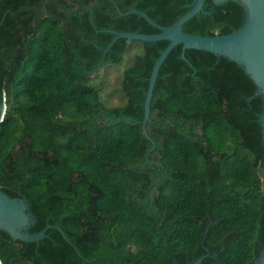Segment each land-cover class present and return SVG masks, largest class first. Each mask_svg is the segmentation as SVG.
<instances>
[{
    "label": "trees",
    "instance_id": "obj_1",
    "mask_svg": "<svg viewBox=\"0 0 264 264\" xmlns=\"http://www.w3.org/2000/svg\"><path fill=\"white\" fill-rule=\"evenodd\" d=\"M113 1L167 27L192 0ZM242 20L236 3L205 0L182 31L225 35ZM104 30L156 33L110 0H0V191L26 201L28 232L57 221L91 264H253L264 247V152L252 82L224 58L185 50L184 62L174 47L153 85L148 153L135 122L167 42L117 40L96 67L112 38ZM123 61V104L106 107L89 77ZM46 234L35 248L0 232V264L82 261Z\"/></svg>",
    "mask_w": 264,
    "mask_h": 264
},
{
    "label": "water",
    "instance_id": "obj_2",
    "mask_svg": "<svg viewBox=\"0 0 264 264\" xmlns=\"http://www.w3.org/2000/svg\"><path fill=\"white\" fill-rule=\"evenodd\" d=\"M213 5H221L225 2L236 3L243 12V20L237 29L231 30L225 35H193L182 31V26L192 17L202 12L205 0H192L186 6L187 10L177 20L167 27L159 26L144 13L128 9L126 12H120L113 0H110L111 7L116 15L127 16L136 15L141 18L150 27L156 30L153 34H139L128 32H117L113 30L101 31L112 38L106 47L101 51V59L96 67L102 62L104 54L110 49L117 40L126 42L138 41L142 43H153L165 41L167 44L158 53L153 60L152 66L147 78V86L143 93L142 119L139 122L141 135L150 142L148 153L154 150L153 142L147 136L145 124L149 121V105L152 97L153 85L157 72L168 55L176 46H180L179 58L184 59L185 50L203 51L212 54L215 57H221L237 65L255 87L254 97H259L261 101V113L258 115L257 123L260 127L261 142L264 152V0H209ZM208 14V12H203ZM5 112L4 99H0V121ZM148 155V154H147ZM146 155V158H147ZM147 164L150 162L146 161ZM260 178V188L264 196V155L263 163L258 171ZM33 223L32 215L27 211V205L24 199L10 198L0 191V232L5 234L12 242H21L23 244H34L46 237L45 232L48 229H55L63 239L61 230L50 225H45L37 232H28ZM200 259L191 264H199ZM253 264H264V247Z\"/></svg>",
    "mask_w": 264,
    "mask_h": 264
},
{
    "label": "rangeland",
    "instance_id": "obj_3",
    "mask_svg": "<svg viewBox=\"0 0 264 264\" xmlns=\"http://www.w3.org/2000/svg\"><path fill=\"white\" fill-rule=\"evenodd\" d=\"M127 67V62L123 61L119 65H112L103 68L97 78L89 77L90 85L99 89L100 100L106 107L120 106L123 98L119 92V82L121 73Z\"/></svg>",
    "mask_w": 264,
    "mask_h": 264
},
{
    "label": "flooded vegetation",
    "instance_id": "obj_4",
    "mask_svg": "<svg viewBox=\"0 0 264 264\" xmlns=\"http://www.w3.org/2000/svg\"><path fill=\"white\" fill-rule=\"evenodd\" d=\"M151 164V163H150ZM20 199H23V198H20ZM25 203H26V201H25ZM62 210H63V213L65 214V213H69L68 212V208H61ZM33 217V216H32ZM49 219H51L50 217H49ZM34 225V218H33V223L31 224V226H33ZM45 225H50V226H52V227H54V228H58L59 230H61L62 231V233H63V235H64V238L65 239H63L62 238V236L59 234V232L57 231V230H55V229H48V230H54V231H56L58 234H59V236L62 238V240L67 244V245H69L71 248H72V250H73V252H74V254L79 258V260L81 261V262H79V264H91L93 261H94V259H91V260H88V259H85L82 255H81V253H80V251L76 248V246L73 244V242H72V240L74 239V236L73 235H71V236H66L65 234H64V232H63V230L62 229H60L59 227H58V222L57 221H52V223H50V224H48V223H46ZM44 225V226H45ZM30 226V227H31ZM43 226V227H44ZM29 227V228H30ZM42 227V228H43ZM41 228V229H42ZM47 232V231H46ZM46 232H45V235H46V237L44 238V239H49V235L48 234H46ZM102 234L103 235H105V233L104 232H102ZM107 238L108 239H110V235H108L107 236ZM44 239H42L41 241H39V242H42ZM51 240V239H50ZM38 242V243H39ZM104 243H105V241H104ZM78 244V243H77ZM35 248H38V244H37V246L35 247ZM36 250V252H37V249H35ZM82 252L84 253V254H89V253H92V252H94V253H96L97 252V250L95 249V248H91V249H87V247L86 248H84V249H82ZM109 253H112V252H109ZM112 257H109V259H111ZM70 260H72V261H75V258L74 257H72V255L71 254H69L68 256H66L65 257V263L66 264H69V261ZM98 262V261H97ZM97 264H99V262L97 263Z\"/></svg>",
    "mask_w": 264,
    "mask_h": 264
}]
</instances>
